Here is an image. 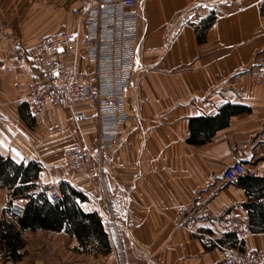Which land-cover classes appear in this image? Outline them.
I'll return each mask as SVG.
<instances>
[{
	"label": "crops",
	"instance_id": "crops-1",
	"mask_svg": "<svg viewBox=\"0 0 264 264\" xmlns=\"http://www.w3.org/2000/svg\"><path fill=\"white\" fill-rule=\"evenodd\" d=\"M139 1V88L125 100L121 135L99 153L91 103L74 106L88 115L77 122L60 107L36 117L25 100L40 74L31 50L59 31H83L87 0H0V155L38 168L14 185L35 186L25 194L0 186V226L15 221L24 240L14 254L0 248V264H227V250L264 255V84L252 77L264 70V0ZM79 61L93 82L85 50ZM72 144L95 154L83 172L64 168ZM233 162L246 172L227 181ZM62 183L101 218L104 240L82 241L65 225L22 229L14 219L9 201L25 206ZM181 208L202 214L197 225H176ZM234 216L249 226L225 233Z\"/></svg>",
	"mask_w": 264,
	"mask_h": 264
},
{
	"label": "built area",
	"instance_id": "built-area-1",
	"mask_svg": "<svg viewBox=\"0 0 264 264\" xmlns=\"http://www.w3.org/2000/svg\"><path fill=\"white\" fill-rule=\"evenodd\" d=\"M83 31H59L43 38L30 52L40 74L27 87L25 100L34 116L47 107L72 110L78 103L94 106L96 146L98 152L111 147L128 122L126 98L138 90L143 67L138 39L139 0H87ZM62 49V51L60 50ZM86 52L94 81L90 82L81 69L79 55ZM70 60V62L68 61ZM139 60V63H137ZM253 79L264 84V70L252 73ZM77 122L88 119L84 111L72 110ZM64 168L69 172H83L94 162L95 154L87 144H72L63 149ZM224 179L236 180L246 172L243 163L233 162L224 170ZM51 201L57 202L61 190L56 185L46 189ZM10 212L20 216L25 206L10 202ZM225 210V207H223ZM202 214L179 209L175 213L177 226H195ZM250 224L248 218L234 216L225 223V233H241ZM227 264H263L264 255L255 251L240 253L227 250Z\"/></svg>",
	"mask_w": 264,
	"mask_h": 264
},
{
	"label": "trees",
	"instance_id": "trees-1",
	"mask_svg": "<svg viewBox=\"0 0 264 264\" xmlns=\"http://www.w3.org/2000/svg\"><path fill=\"white\" fill-rule=\"evenodd\" d=\"M37 170L38 168L32 164L24 167L22 164L13 163L0 155V186L6 185L9 189H13L14 197L19 194H25L30 189L35 188V186L30 184L14 187V185L19 178H21L23 183L29 182ZM59 190H61L63 195L57 202L50 201L46 195V189H43L40 190L39 199L29 196L30 200L25 204V211L22 215L15 216L11 213L14 219L18 221L20 227L22 229L52 228L59 230L65 225L67 231L76 233L82 241H86L92 234H96L99 240H104L105 236L101 231V218L97 213H85L75 204L72 196H82L81 193L65 183L61 184ZM23 244L24 240L21 231L17 229V223L6 219L1 220L0 248L6 251L10 250L14 254Z\"/></svg>",
	"mask_w": 264,
	"mask_h": 264
},
{
	"label": "snow or ice",
	"instance_id": "snow-or-ice-1",
	"mask_svg": "<svg viewBox=\"0 0 264 264\" xmlns=\"http://www.w3.org/2000/svg\"><path fill=\"white\" fill-rule=\"evenodd\" d=\"M60 50L62 51V49H60ZM137 63H139V60H137ZM0 144H3V141H0ZM11 151L16 152L15 149H12ZM16 154H17V156H19V153H16Z\"/></svg>",
	"mask_w": 264,
	"mask_h": 264
},
{
	"label": "rangeland",
	"instance_id": "rangeland-1",
	"mask_svg": "<svg viewBox=\"0 0 264 264\" xmlns=\"http://www.w3.org/2000/svg\"><path fill=\"white\" fill-rule=\"evenodd\" d=\"M33 261H34V260H32V261H26V263H27V264H31V263H33Z\"/></svg>",
	"mask_w": 264,
	"mask_h": 264
}]
</instances>
